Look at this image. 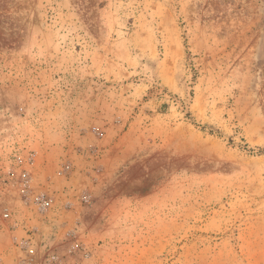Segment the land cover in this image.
I'll return each instance as SVG.
<instances>
[{"label":"rangeland","instance_id":"rangeland-1","mask_svg":"<svg viewBox=\"0 0 264 264\" xmlns=\"http://www.w3.org/2000/svg\"><path fill=\"white\" fill-rule=\"evenodd\" d=\"M0 264H264V0H0Z\"/></svg>","mask_w":264,"mask_h":264}]
</instances>
